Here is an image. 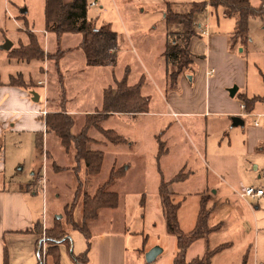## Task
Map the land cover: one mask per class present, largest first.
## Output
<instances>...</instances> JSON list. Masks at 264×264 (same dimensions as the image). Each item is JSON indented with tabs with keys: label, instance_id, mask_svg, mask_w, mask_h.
<instances>
[{
	"label": "rangeland",
	"instance_id": "374dc122",
	"mask_svg": "<svg viewBox=\"0 0 264 264\" xmlns=\"http://www.w3.org/2000/svg\"><path fill=\"white\" fill-rule=\"evenodd\" d=\"M250 1L254 7L262 3V0ZM166 8L159 0H88L89 19L95 20L98 26L110 25L120 37L126 38L116 75L128 66L130 82L144 77L141 91L149 100L147 117H110L103 122L104 130H113L124 142L112 143L99 130H89V136L99 141L90 148L105 153L99 175L87 176L83 162L79 164L77 175L72 170L55 172L54 162L66 169L77 164L75 150L65 152L54 133L46 136L45 143L53 159L44 160V163L36 147L35 134L8 133L5 167L8 174L30 180L32 176L27 165L31 151L36 154L37 164H43L42 174L49 182L45 200L39 196L41 212L46 214V226L53 228L57 218L63 229L71 231L66 207L77 203L73 215L81 226L86 195H94L106 184L117 161V169H124L125 176L106 191L119 195V207L102 211L99 220L88 224V229L92 233L105 231L126 235L127 257L131 264H147L146 254L155 248H160L162 253L153 264L174 262L177 237L167 231L159 193L163 183L173 193L174 203L180 204L178 220L184 235L190 236L196 230L203 199L210 212L207 226L217 229L189 247L187 262L204 259L211 253L210 264H264V197L245 201L239 196L242 187L264 190V102H258L252 114L244 113V126H234L233 118L215 115L187 120L153 115L165 111L171 91L181 93L178 85L171 84L170 74L175 67L172 66L167 74L159 71L160 61L166 60L160 54ZM24 10L26 13L22 14ZM212 20H221L220 29L228 36L234 32L237 18L225 17L223 9L219 8ZM29 31L39 36L44 51L43 59L32 61L31 65L11 59L9 51L1 49L6 42H11L14 49L28 44ZM129 35H133L132 38H127ZM82 39V34L74 33L64 35L58 42L54 35H47L45 0H0V85H8L10 77L14 76L18 83L28 85L26 90L42 88L38 105L55 110L50 113L63 109L72 111L74 135H79L85 126L81 112L93 111L101 101L103 106L104 90L116 88L118 82L113 84L104 66L81 72L82 66L87 69V60L77 49ZM66 49L71 50L69 53L80 52L68 53L60 62L50 58L49 54ZM229 50L244 65L240 73L232 70L229 74L242 87L240 94L264 98V18L251 19L248 43L234 44L232 40ZM142 62L148 70L142 69ZM197 69L194 63L182 74L188 84L191 85L190 78ZM59 70L64 75L63 80ZM226 89L229 92L231 88ZM215 93L214 90V96ZM232 100L238 102L239 98ZM18 149H24L25 153L20 156ZM20 165L26 166L23 172ZM39 184L38 180L34 186ZM69 243L71 240L66 246Z\"/></svg>",
	"mask_w": 264,
	"mask_h": 264
},
{
	"label": "crops",
	"instance_id": "0c3cea01",
	"mask_svg": "<svg viewBox=\"0 0 264 264\" xmlns=\"http://www.w3.org/2000/svg\"><path fill=\"white\" fill-rule=\"evenodd\" d=\"M159 1L166 4L167 8L165 12H167L168 9H171L176 14L188 15L193 9V5L195 3H200L207 0ZM217 11L218 9L206 7L200 13L195 15L193 20V31L197 36H194L189 42V49L193 56L192 65L197 63L198 69L195 71L194 76L190 78L191 85L188 84V82L185 80V77L182 75L180 76L176 86L178 85L181 93L171 91L167 100V107H165V111H163V113H153V115L171 116L172 119L178 120L203 118L208 115H215L217 117L225 118L229 117L231 119L234 117L243 118L244 113L246 112L242 102L240 100H238V102H234L232 100L239 98L242 87H240V85L236 83L237 81L233 80L229 74L233 72L232 70L238 71L240 73L243 70L244 65L241 59L233 55L229 50V48L232 46V37L234 32L230 33L228 36L225 35L226 33L222 32L220 29L221 20H212L214 12ZM165 17L166 14L164 15L166 27L165 34L164 37L160 36L162 40V50L160 54L163 56H165L166 47L168 45L169 39L171 38L170 36L187 32L185 27L181 24H168L165 20ZM203 31H206L207 35H204L202 33ZM46 33L48 35L47 31ZM132 36L133 35H129L127 38L130 39ZM119 41L122 43L121 45ZM125 41L126 38H123L122 36L120 37L118 35V47L114 51V53H116V62L111 65H104V67H106L109 74V79H111L113 84L127 76L128 83L131 86L137 85L140 81H143L142 79H144V77L136 80L135 83L131 81L133 83L132 84L129 79L130 70H128V66L125 67V70H123L121 74H118V76L116 75V68L119 65L120 59L119 55L125 52V47L123 46ZM73 53H69V55ZM196 56L203 57L205 60L203 58L198 59ZM29 64L30 63L27 65ZM86 65L87 69H84V66L81 67L83 68L81 70L82 73L95 67L90 66L88 63H86ZM142 69L145 71L148 70V67L144 65L143 62ZM171 69L172 66H169L166 60L160 61L159 71H163L164 74H167L171 71ZM212 71L214 74L210 75ZM39 75L41 76V74ZM59 76L61 80L64 79V75L62 74L61 70H59ZM12 77L14 76H11L10 80ZM38 80L39 79H37V81ZM234 84H237L238 91L236 95L232 97L229 92L226 91V88L232 89ZM39 90H42V88L37 89V91H29L23 87L10 86V83L8 85H0V264H5L6 259L9 264H41L43 257L41 253V249L43 248V236L46 237L45 264H48L49 260L51 261V264H56V262L51 256H49L48 253V248H50V246L47 243L46 233L48 232L49 228L46 226V214L44 211L41 212V205L39 202V196L45 200L49 193V182H47L46 177L45 186L43 187L42 185L43 164H40V166L37 164V155L32 154L31 151V158L29 160V165H27L29 167L27 170L32 176L30 180L20 178L19 175L8 174L7 168L5 167L7 156L4 149L7 140L6 135L8 133L12 135L29 133L35 134L36 137L37 133L43 132L44 148L43 151L39 150L38 148L37 150L39 151V155L43 157V163L44 160L49 161L53 159L52 153L45 149L46 136L50 133L46 131V125L44 121L47 114L55 110H49L46 105L44 107H40V105H38L42 99V94L41 91L39 92ZM214 90L216 91L215 96L213 95ZM34 92L39 95L38 102L33 101ZM42 93L46 95L44 90ZM101 107L102 101L100 102L99 107L93 111L88 109V111L81 112V115L85 118V123L87 115L92 113L95 114L96 112L100 111ZM44 111L47 112L46 115L42 113ZM60 112H66L72 117V114H70L72 111L63 109V111ZM148 114L149 113H145L137 116L128 114H114L110 115V117L121 118L132 116L135 118H141L147 117ZM110 117L108 119H110ZM90 138L93 139L95 143L99 142L93 137ZM92 150L101 151L96 149ZM17 153H19L21 156V153L24 154L25 151L24 149H18ZM116 163L117 161L115 162V166L113 168H117ZM53 165L55 172H58V169L55 167V165H57L56 162H54ZM20 167L22 168L21 172H23L26 166L24 165L22 167L20 165ZM48 173L49 170H47V174ZM38 180L40 184L39 186L37 185L35 187L34 185L36 182H38ZM34 188H36V190H34ZM43 188L45 191L44 193ZM104 210L110 211L115 209H102L99 212V217L96 221L99 220L100 215ZM93 222L95 221L90 222L89 225ZM89 231L91 235V247L88 252V264H131L127 257L128 250L126 247V235L122 233L115 234L105 231H99L97 233H92L91 230ZM70 240L71 244L69 243V246H66L67 243H63L58 246L60 253V264H78L75 261L73 255L80 256L88 249L87 240L82 233L71 232Z\"/></svg>",
	"mask_w": 264,
	"mask_h": 264
},
{
	"label": "trees",
	"instance_id": "16d2710c",
	"mask_svg": "<svg viewBox=\"0 0 264 264\" xmlns=\"http://www.w3.org/2000/svg\"><path fill=\"white\" fill-rule=\"evenodd\" d=\"M206 7L212 9H223L225 17H236V27L233 34L234 44L241 43L246 45L249 40L250 20L264 18V0L259 7H254L250 0H207L195 3L193 9L188 15L174 13L171 9L166 12L165 20L168 24H181L187 32L178 35H171L165 51V58L169 66L175 67V71L170 74L171 84L176 85L180 76L186 69L193 64V56L189 49V42L196 36L193 31V20L197 13H200ZM45 28L46 31L61 41L64 35L79 33L82 34L83 40L77 47L82 51L87 63L90 66L111 65L116 62V53L114 51L118 47V35L114 32L110 25H97L95 20L88 17V0H45ZM29 43L22 45L20 48L12 49L8 52L11 59L31 63L32 61H40L44 57V51L39 44L40 38L33 31H29ZM71 50L61 51L51 55L50 58L58 59L60 62L63 57ZM57 62V63H59ZM17 77H12L10 86L23 87L28 89L25 83H18ZM22 79V76H21ZM142 84L140 81L137 85L131 86L128 83L127 76L121 81L116 82V88L109 87L104 90L103 106L101 110L95 114H88L86 123L79 135L72 134L74 120L66 112L49 113L45 118L46 131L54 133L60 140V143L69 153L75 150L74 161L77 165L72 168L55 167L58 172L72 170L78 174L79 164H85L87 176H97L101 173L105 154L102 151H94L90 146L95 142L89 136V130L95 128L105 135L112 143H122L124 138L119 136L112 130H104L101 124L114 114L141 115L149 112V100L142 95ZM239 100L245 106L246 114H252L258 102H264L262 97L249 98L246 94L239 95ZM36 147L43 151L44 133L40 132L36 135ZM161 149L163 144H161ZM124 169L113 168L106 184L94 195L87 194L84 201L82 225L80 226L74 218L73 211L76 204L66 207L67 213L70 215L72 226L71 231L63 229L61 221L55 219L53 228L46 233L47 243L50 246L49 256L53 258L56 264H60V253L58 246L68 243L71 232L82 233L88 244V249L80 256H74L78 264H88V252L91 247V235L88 229L89 222L96 221L99 212L102 209H117L119 207V195L114 192H107L106 189L115 184L123 176ZM179 178V177H178ZM162 199V206L166 218V226L169 234L177 237V253L173 264H210L211 253L204 259H194L191 262L186 261V254L189 247L197 240L205 238L206 234L215 229L207 226L209 211L206 207V200H202L201 210L198 216L196 230L190 236L182 233L179 227L178 211L180 204L173 201V193L170 192L166 184H162L159 189ZM39 233V232H38ZM56 235V236H55ZM5 264H9L7 259Z\"/></svg>",
	"mask_w": 264,
	"mask_h": 264
},
{
	"label": "water",
	"instance_id": "95a60500",
	"mask_svg": "<svg viewBox=\"0 0 264 264\" xmlns=\"http://www.w3.org/2000/svg\"><path fill=\"white\" fill-rule=\"evenodd\" d=\"M24 13H26V10L22 11V14H24ZM12 47H13V44L11 42H6L1 47V49L4 51H10L12 49ZM237 91H238L237 86H235L229 90L230 95L232 97H234L236 95ZM33 97H34V99H33L34 102L39 101V95L36 92L33 93ZM233 125L234 126H244V120L241 117H234L233 118ZM161 253H162V250L160 248H155V249L149 251L146 254L147 264H153Z\"/></svg>",
	"mask_w": 264,
	"mask_h": 264
},
{
	"label": "built area",
	"instance_id": "2783aa9c",
	"mask_svg": "<svg viewBox=\"0 0 264 264\" xmlns=\"http://www.w3.org/2000/svg\"><path fill=\"white\" fill-rule=\"evenodd\" d=\"M202 33L204 35H207L206 31H203ZM213 74H214V72L212 71L210 73V75H213ZM244 108H245V106H244ZM42 113L44 115L47 114L46 111H44ZM45 182L46 181H45V176H44L42 184L45 185ZM239 196H240V198L242 200H245V201L257 200V199H261L262 197H264V190L259 189V188H255V187H251V186L242 187V189L239 192ZM42 245H43V248L41 249V253H42L43 257H42L41 264H45V256H46V248H45V246H46V237L45 236H43Z\"/></svg>",
	"mask_w": 264,
	"mask_h": 264
}]
</instances>
